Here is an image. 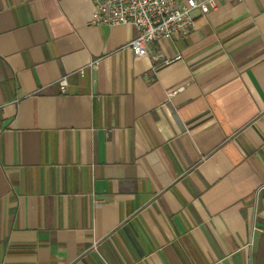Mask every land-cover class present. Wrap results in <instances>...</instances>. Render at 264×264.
Listing matches in <instances>:
<instances>
[{"label": "crops", "instance_id": "0c3cea01", "mask_svg": "<svg viewBox=\"0 0 264 264\" xmlns=\"http://www.w3.org/2000/svg\"><path fill=\"white\" fill-rule=\"evenodd\" d=\"M93 18L0 0V264H264V0L147 57Z\"/></svg>", "mask_w": 264, "mask_h": 264}, {"label": "built area", "instance_id": "2783aa9c", "mask_svg": "<svg viewBox=\"0 0 264 264\" xmlns=\"http://www.w3.org/2000/svg\"><path fill=\"white\" fill-rule=\"evenodd\" d=\"M92 1L94 4L92 23L108 28L121 25L136 27L139 30V36L130 42L129 48L138 57H147L151 53L150 46L154 42L187 35L196 25L197 14L208 15L217 10L219 2L224 0ZM89 67L95 69L96 63H92ZM79 73L84 76L85 69H81ZM58 85L61 92L66 94L69 86L68 78L65 76L60 79Z\"/></svg>", "mask_w": 264, "mask_h": 264}]
</instances>
